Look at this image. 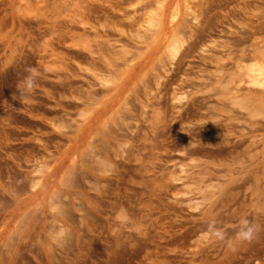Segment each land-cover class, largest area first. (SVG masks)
Here are the masks:
<instances>
[{"label":"rangeland","instance_id":"rangeland-1","mask_svg":"<svg viewBox=\"0 0 264 264\" xmlns=\"http://www.w3.org/2000/svg\"><path fill=\"white\" fill-rule=\"evenodd\" d=\"M253 66L264 0H0V264H264Z\"/></svg>","mask_w":264,"mask_h":264},{"label":"clouds","instance_id":"clouds-1","mask_svg":"<svg viewBox=\"0 0 264 264\" xmlns=\"http://www.w3.org/2000/svg\"><path fill=\"white\" fill-rule=\"evenodd\" d=\"M28 74L23 78L21 84L23 87H20L18 90L22 97H27L31 95L36 87L38 86V75L37 70L35 68H28L25 70ZM261 226L254 221L244 218L241 219L236 230L234 237L235 241L238 242H252L257 238L258 234L261 231ZM212 236L217 241H224L226 239V234L222 229H216Z\"/></svg>","mask_w":264,"mask_h":264},{"label":"bare ground","instance_id":"bare-ground-1","mask_svg":"<svg viewBox=\"0 0 264 264\" xmlns=\"http://www.w3.org/2000/svg\"><path fill=\"white\" fill-rule=\"evenodd\" d=\"M43 1H46V0H43ZM76 46L82 47L80 44H76ZM74 50L75 51H78L76 49H74ZM262 69L263 68L255 67V66H253V67L250 68V70H249L250 72L248 74H249V79L252 80L253 83H263V80H264V71Z\"/></svg>","mask_w":264,"mask_h":264}]
</instances>
